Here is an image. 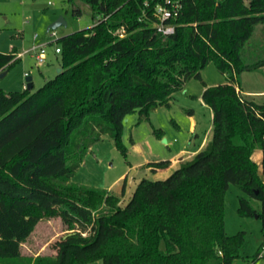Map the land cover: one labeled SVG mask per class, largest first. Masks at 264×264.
<instances>
[{
	"label": "trees",
	"instance_id": "16d2710c",
	"mask_svg": "<svg viewBox=\"0 0 264 264\" xmlns=\"http://www.w3.org/2000/svg\"><path fill=\"white\" fill-rule=\"evenodd\" d=\"M81 1L93 25L59 38L61 72L35 90L0 88V264H19L37 224L53 216L66 234L53 255L27 264H231L239 256L253 264L264 257V241L251 259L243 256L245 231L229 235L224 217L233 184L246 194L239 211L258 215L264 227V182L253 158L263 151L264 172V103L239 84L242 71L264 66V0H185L169 35L157 32L146 0ZM19 59L15 50L0 51V73ZM210 62L225 82L203 81L213 131L192 159L164 179L143 177L124 203L126 182L116 195L73 181L103 135L121 146L127 115L169 106ZM171 164L145 166L157 172Z\"/></svg>",
	"mask_w": 264,
	"mask_h": 264
},
{
	"label": "rangeland",
	"instance_id": "374dc122",
	"mask_svg": "<svg viewBox=\"0 0 264 264\" xmlns=\"http://www.w3.org/2000/svg\"><path fill=\"white\" fill-rule=\"evenodd\" d=\"M78 8L82 10L81 14H75L74 10ZM92 25L91 7L81 0H0V51L15 50L18 54L29 50L34 44L54 41L50 33H57V39L48 45L51 51L49 63L40 65L32 53H26L12 67L0 73V88L21 91L28 85V76L32 77L33 90L42 86L45 78L53 77L57 71L55 48L59 45V38ZM36 34L37 39L34 38ZM260 36L261 30L258 28L254 40ZM25 72H28V76ZM2 73L5 75L2 76ZM203 81L211 86L225 82V77L210 62L202 71V80L193 78L186 82L169 106L158 107L143 118H140L139 111L127 115L121 146L109 134L103 135L85 156L73 181L104 188L116 195H121V187L126 182V192L121 195L124 203L143 177L164 179L177 168L173 165L152 172L144 166L146 162L171 159L173 163H179L191 156L193 158L202 149L203 140L211 137L213 129L212 110L202 99ZM239 84L244 95H254L257 102L264 103V66L242 71ZM250 90L259 93L252 94ZM181 151H184L181 156L186 158L178 162L176 154ZM253 157L264 182L262 151L257 149ZM240 196L246 194L231 184L225 195V230L229 235L245 231L242 255L251 259L264 241V227L256 215H244L239 211ZM249 199L251 205L257 210L261 209L260 201ZM66 226L59 216L40 220L23 244L24 258L19 260V264H27L37 255H53V244L66 234ZM244 262V258L239 256L231 264ZM85 264H103V261L96 259ZM253 264H264V257L256 258Z\"/></svg>",
	"mask_w": 264,
	"mask_h": 264
},
{
	"label": "built area",
	"instance_id": "2783aa9c",
	"mask_svg": "<svg viewBox=\"0 0 264 264\" xmlns=\"http://www.w3.org/2000/svg\"><path fill=\"white\" fill-rule=\"evenodd\" d=\"M219 1V0H218ZM185 0H146L144 5L147 9H151L152 15L156 19L154 21V27L157 32L163 35H169L175 32L176 25L173 22L177 19L183 11ZM119 36L123 37L125 35V29L121 28L117 31ZM38 35H35V39ZM50 37L57 39L56 31L50 33ZM54 41H49L41 44H34L29 50L20 52L17 57L21 58L26 53H32L38 62V64H44L48 62L49 50L48 45ZM60 44L55 48V53H59ZM28 76V72L25 73Z\"/></svg>",
	"mask_w": 264,
	"mask_h": 264
},
{
	"label": "crops",
	"instance_id": "0c3cea01",
	"mask_svg": "<svg viewBox=\"0 0 264 264\" xmlns=\"http://www.w3.org/2000/svg\"><path fill=\"white\" fill-rule=\"evenodd\" d=\"M37 38H38V37H37ZM37 38H36V39H37ZM50 58H51V51L49 50L48 61L50 60ZM55 68L57 69V67H55ZM25 73H27V72H25ZM3 75H5V73H4ZM24 87H25V86H24ZM241 92H242V89H241ZM249 93L255 94V93H259V92H258V91H252V90H250ZM242 94H243V92H242ZM212 116H213V113H212ZM193 127H195V125H194ZM212 131H213V129H212ZM211 137H212V134H211ZM211 137L209 138V136H207V137L203 140V143H202V149L205 147V145H206L207 142L211 139ZM256 150H257V149H256ZM256 150H255V151H256ZM260 150H261V149H260ZM199 151H200V150H199ZM255 151H254V152H255ZM261 151H262V150H261ZM183 152H184V151H181V152H179V153L176 154V157H177L176 160H178V162L181 161L183 158H186V157H182V156H181V153H183ZM196 153H197V152H196ZM196 153H195V154H196ZM195 154H194V156H195ZM192 155H193V154H192ZM253 155H254V153H253ZM194 156H193V157H194ZM253 158H254V157H253ZM190 159H192V156H191L188 160H190ZM262 159H263V151H262ZM170 160H171V159H170ZM254 160L256 161L255 158H254ZM171 161H172V160H171ZM148 162H150V161H148ZM148 162H146V163H148ZM256 162H257V161H256ZM180 163H181V162H179V163H173V161H172V164H171L170 167H172V166L174 165V166H176V167L178 168V167L180 166ZM144 166H145V164H144ZM157 172H158V171H157ZM121 189H122V187H121ZM132 193H133V192H132ZM131 195H132V194H131ZM129 197H130V196H129ZM128 199H129V198H128ZM128 199H127V200H128ZM127 200H126V201H127ZM126 201H125V202H126ZM122 203H123V202H122Z\"/></svg>",
	"mask_w": 264,
	"mask_h": 264
},
{
	"label": "water",
	"instance_id": "95a60500",
	"mask_svg": "<svg viewBox=\"0 0 264 264\" xmlns=\"http://www.w3.org/2000/svg\"><path fill=\"white\" fill-rule=\"evenodd\" d=\"M57 72H61V68H57ZM3 74L4 73H2V76H3ZM27 82H28L27 87L32 88L33 87V82H32V77L31 76L27 77ZM256 216L258 217V215H256Z\"/></svg>",
	"mask_w": 264,
	"mask_h": 264
}]
</instances>
